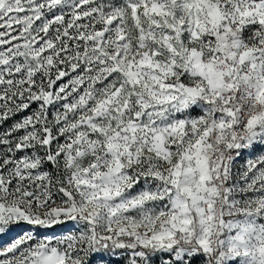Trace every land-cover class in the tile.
<instances>
[{"label":"snow or ice","instance_id":"obj_1","mask_svg":"<svg viewBox=\"0 0 264 264\" xmlns=\"http://www.w3.org/2000/svg\"><path fill=\"white\" fill-rule=\"evenodd\" d=\"M0 264H264V0H0Z\"/></svg>","mask_w":264,"mask_h":264}]
</instances>
